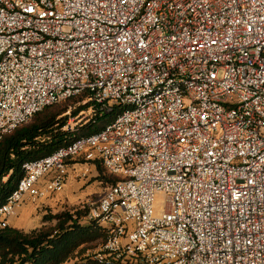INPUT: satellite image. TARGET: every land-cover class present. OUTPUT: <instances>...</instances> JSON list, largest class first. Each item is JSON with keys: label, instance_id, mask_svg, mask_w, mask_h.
Segmentation results:
<instances>
[{"label": "built area", "instance_id": "2783aa9c", "mask_svg": "<svg viewBox=\"0 0 264 264\" xmlns=\"http://www.w3.org/2000/svg\"><path fill=\"white\" fill-rule=\"evenodd\" d=\"M79 96L114 118L24 163L0 229L83 155L119 178L98 264H264V0H0V139Z\"/></svg>", "mask_w": 264, "mask_h": 264}, {"label": "trees", "instance_id": "16d2710c", "mask_svg": "<svg viewBox=\"0 0 264 264\" xmlns=\"http://www.w3.org/2000/svg\"><path fill=\"white\" fill-rule=\"evenodd\" d=\"M82 97L45 107L34 114L26 123L4 134L0 139V206L16 188L22 178V165L44 158L59 148L70 145L80 137L98 132L110 123L116 112L102 113L91 117L88 123L74 131L64 130L71 118L87 111L89 105H78L68 116L70 103L79 104ZM94 164L98 172L104 171L98 159L85 161L81 155L67 161L69 166L76 162ZM102 176L106 189L114 186L119 178L107 173ZM88 210L75 214L60 213L45 217L54 222L52 227L42 226L30 232L14 227L0 229V264H98L87 252L101 245L108 233L101 226L82 223Z\"/></svg>", "mask_w": 264, "mask_h": 264}, {"label": "rangeland", "instance_id": "374dc122", "mask_svg": "<svg viewBox=\"0 0 264 264\" xmlns=\"http://www.w3.org/2000/svg\"><path fill=\"white\" fill-rule=\"evenodd\" d=\"M68 116L78 106L83 105L70 103ZM92 117L91 112L84 111L75 118L69 119L64 130L70 132L85 124ZM102 176L108 177L107 173L98 172L97 166L94 164H85L82 161L76 162L68 166V172L65 179V184L61 192L55 194L47 200H38L34 204L19 213L12 219L10 226L19 229L23 232H30L46 226L52 227L54 222L45 220V217L58 215L60 213L75 214L78 211L88 210L90 205L96 202L105 192L106 185ZM98 246L89 250L90 254ZM71 264V263H69Z\"/></svg>", "mask_w": 264, "mask_h": 264}, {"label": "crops", "instance_id": "0c3cea01", "mask_svg": "<svg viewBox=\"0 0 264 264\" xmlns=\"http://www.w3.org/2000/svg\"><path fill=\"white\" fill-rule=\"evenodd\" d=\"M26 208H28V206L22 208V209L20 210V212H22L23 210L25 211Z\"/></svg>", "mask_w": 264, "mask_h": 264}]
</instances>
